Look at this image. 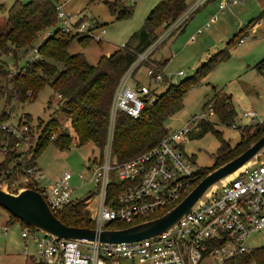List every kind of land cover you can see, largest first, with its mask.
Returning a JSON list of instances; mask_svg holds the SVG:
<instances>
[{
    "label": "built area",
    "instance_id": "built-area-1",
    "mask_svg": "<svg viewBox=\"0 0 264 264\" xmlns=\"http://www.w3.org/2000/svg\"><path fill=\"white\" fill-rule=\"evenodd\" d=\"M208 1L194 0L175 20L164 24L163 31L157 39L143 52L137 54L135 60L124 71L119 79L110 106L109 125L102 157L93 161L91 176L88 182L94 187V215L92 229L102 231L109 229L112 222L130 223L135 219L169 211L179 203L195 186L200 177V167L182 151L188 133L197 129L201 121H208L204 114L194 115L179 127L169 129L152 148L142 154L121 163L112 155L114 122L117 112L122 111L131 119L141 115L146 102L155 100L151 87L136 79L135 72L142 64L146 66V74L154 83L163 82L166 78L163 68L153 62L150 55L155 48L180 28L191 16ZM219 12L231 9L243 0H217ZM58 27L61 32H72L79 35H92L93 27L85 21L79 22L56 3ZM214 15L210 21L215 20ZM51 30L44 32V38ZM104 30H101L103 33ZM201 33V29L197 31ZM96 40V36H93ZM247 36L240 37L239 43ZM38 41V40H37ZM39 40L29 51L33 53L30 60L39 56ZM263 74H264V66ZM184 75L178 71L173 76ZM214 110L208 107V116ZM243 117L254 119L253 112H244ZM251 124H264L252 122ZM232 128H240L236 123ZM243 128V127H241ZM240 128V129H241ZM28 125L22 120L16 124L5 122L0 124V132H6L16 141L19 151L30 146L31 136ZM242 130V129H241ZM55 135L51 136L54 140ZM7 143L0 138V160L7 152ZM46 174L37 166L21 168V177L8 184L11 192L27 187L39 192L50 211L57 217L62 207L72 201L73 186L70 185L72 175L65 172L46 186L41 182ZM84 180V175L80 174ZM199 182V181H198ZM22 184L23 186H20ZM28 188V187H27ZM14 189V190H12ZM90 198V199H91ZM89 202V201H88ZM86 208L89 210V203ZM165 212V213H166ZM7 227H4V232ZM264 232V160L247 167L221 189H217L198 207L188 213L168 232L135 242L100 243L97 240L58 239L42 233L30 226L22 227V253L31 255L29 243H33L36 264H120V259L147 261L149 264H231L237 257L251 254L256 247L248 243L255 232ZM6 233V232H5ZM248 264H257L251 260Z\"/></svg>",
    "mask_w": 264,
    "mask_h": 264
},
{
    "label": "trees",
    "instance_id": "trees-1",
    "mask_svg": "<svg viewBox=\"0 0 264 264\" xmlns=\"http://www.w3.org/2000/svg\"><path fill=\"white\" fill-rule=\"evenodd\" d=\"M57 2L58 0H14L9 6L6 26L4 31H0V55L12 54L16 58L17 50H30L42 33L46 30L52 32L38 46L39 56L26 61L13 74L0 61V99H4L5 105L12 100L16 103H24L34 99L45 85H49L53 91V97L48 101L47 106L49 107L53 103L52 100H55L57 105L55 112L58 111L65 116L73 133L70 134L61 129L55 116L37 128L29 124L28 118L25 123L28 125V133L31 136L30 146L22 152L19 151L20 147L16 146L17 141L12 136L6 132H0V138H4L7 143V152L3 160H0V183L4 181L10 185L20 179L22 167L36 166V158L46 143L52 140L53 134L55 138L52 142L58 149H68L74 139L78 146L93 143L99 151L98 159H100L107 138L111 101L120 77L135 60L137 54L146 50L157 39L159 33L156 29L163 23L168 24L175 20L187 9L192 0H160L148 13L145 27L139 32V41L136 46L126 43L109 55H100L94 65L86 60L83 53L68 52L74 39L81 46L86 47L91 36L61 32L57 25ZM106 4L110 13L117 19L129 17L132 13V8L126 6L122 0L107 1ZM263 14L264 10L258 17L250 20L245 27L239 29L228 44L239 41L245 31L257 23ZM81 21L79 19V22ZM223 54L225 52H217L202 63L191 76L179 83H172L164 78L163 82H169L168 87L161 94H155L156 98L153 102H146L138 118L131 119L124 112H117L111 152L118 163L142 154L167 134L170 128L165 122L178 109L187 89L198 83L218 61H221ZM166 62L167 60L157 62V65L162 69ZM262 66H264V56L254 65L259 70ZM151 92L154 93L153 90ZM204 106L213 108L220 124L230 126L233 123L235 111L229 94L214 89L213 95ZM3 115L4 113L1 112L0 120ZM252 126H254L252 130H247L244 126L240 140L231 146L210 121L205 120L199 123L193 137L202 136L211 131L218 138L219 147L214 156L213 165L200 167L198 181L214 168L245 151L264 135V124ZM35 133H38L37 137H34ZM191 133H188V137ZM189 157L194 161L192 156ZM95 160L94 158L93 161ZM20 186L23 185L20 184ZM26 186L32 187L30 183ZM92 193L84 198H74L65 204L57 214V218L67 226L93 227L89 210L86 208ZM6 212L9 216V224L18 220L22 227L28 226L8 211ZM165 212L166 210L150 214L130 223L112 222L107 228H126L158 218ZM251 260H255L257 264H264V246L256 247L249 255L237 257L231 264H248Z\"/></svg>",
    "mask_w": 264,
    "mask_h": 264
},
{
    "label": "rangeland",
    "instance_id": "rangeland-1",
    "mask_svg": "<svg viewBox=\"0 0 264 264\" xmlns=\"http://www.w3.org/2000/svg\"><path fill=\"white\" fill-rule=\"evenodd\" d=\"M107 1L114 0H58L66 13L79 17L92 26V35L100 39L96 40L91 36L86 47L81 46L74 39L68 49L71 54L83 53L86 60L93 65L97 63L100 55H107V52L110 54L126 43L133 47L136 46L139 41V32L145 27L148 13L160 0H122L126 6L132 8L131 15L122 19H117L114 14L110 13ZM13 2L14 0H0V31H4L7 10ZM206 4L207 2L180 28L161 42L150 58L155 63L167 60L163 68L164 74L169 79L172 76L169 82L179 83L184 78L191 76L202 63H205L214 54L225 52L221 61H218L198 83L187 89L178 109L165 123L168 128L175 129L192 116L204 114L212 126L219 131L221 137L233 146L240 140L241 131L244 129L241 127L246 126L247 130H252L254 129L252 122H264L263 68L259 70L254 67L264 56V14L257 27L247 29V38L243 42L238 43L236 40L228 44V41L250 20L260 15L264 10V0H243L242 3L232 6L231 9L219 13L217 2L210 1L207 6H205ZM214 15H216L215 20L210 21L209 26L205 27V24ZM163 27L164 23L156 29V32L161 34ZM200 29L201 33L198 34L197 31ZM101 30L104 32L101 33ZM42 39H44V33L39 36L38 41ZM32 56L33 53L29 50L19 49L16 51V58L12 54H3L0 55V61L13 74ZM146 66H152V63L147 62ZM146 66L140 65L134 77L141 83L150 86L153 92L159 95L168 87L169 82H152L146 74ZM178 71H183L184 75L173 76ZM214 89L221 90L231 96L235 111L233 122L242 130L220 124L215 114L208 116V107H205L204 104L213 95ZM52 97L51 87L45 85L31 101L16 103L12 100L8 105H5L4 99H0V114L4 113L0 123L8 121L16 124L20 119L25 122L29 118V124L37 128L55 116L59 121V127L72 134L69 121L62 113L55 112L57 107L55 100H52L53 103L49 107L47 106ZM244 112H253L254 119L243 117ZM197 129L191 131V136L187 137L181 148L187 155L194 158L197 166L210 167L214 163L219 140L211 131L202 136L193 137V133ZM36 134L38 133H35L34 137H37ZM35 141L36 139L33 144ZM98 157L99 151L93 143L78 146L74 139L68 149L60 150L51 140L46 143L35 162L37 168L42 169L46 174V178L41 180V183L46 186L58 175L65 172L70 173L72 175L70 185L74 188L72 197L80 199L94 191L93 184L88 182L91 176V168L88 165H92L94 158L98 161ZM262 160H264V150L257 155L255 162ZM80 174L84 175V180L80 179ZM92 198L88 202L91 217L94 215L95 208ZM8 221V213L0 207V264H33L36 259L33 255V243L30 242L28 245L31 255L25 256L22 253V224L18 220L11 224ZM6 225L7 232L5 231L6 234H4L3 228ZM248 243L254 247L264 246V232L253 233L249 237ZM120 264L149 263L147 261L139 263L137 260L122 258Z\"/></svg>",
    "mask_w": 264,
    "mask_h": 264
},
{
    "label": "water",
    "instance_id": "water-1",
    "mask_svg": "<svg viewBox=\"0 0 264 264\" xmlns=\"http://www.w3.org/2000/svg\"><path fill=\"white\" fill-rule=\"evenodd\" d=\"M264 150V135L245 151L207 173L188 194L162 216L122 229L96 231L92 228L67 226L48 208L42 195L30 188L21 187L16 192L0 184V207L25 224L54 240L82 239L100 243L135 242L168 232L193 209L200 206L213 191L221 189L235 176L253 165L257 155Z\"/></svg>",
    "mask_w": 264,
    "mask_h": 264
},
{
    "label": "crops",
    "instance_id": "crops-1",
    "mask_svg": "<svg viewBox=\"0 0 264 264\" xmlns=\"http://www.w3.org/2000/svg\"><path fill=\"white\" fill-rule=\"evenodd\" d=\"M217 2L218 3V1L217 0H213L212 2ZM208 3H210V2H208ZM207 3V4H208ZM207 4L205 5V6H207ZM196 13V12H195ZM194 13V14H195ZM192 17V16H191ZM261 20V19H260ZM260 20L257 22V23H255L254 25H252V26H250L251 28L250 29H252V28H254V27H257L259 24H260ZM247 34H248V30L247 31H245V33H244V35L245 36H247ZM238 43H239V41H238ZM107 55H109V52H107L106 53ZM231 97V96H230ZM232 101V100H231ZM181 146H182V144H181ZM182 151L184 152V153H186L183 149H182ZM187 154V153H186ZM5 227H7V225L5 226ZM4 231V230H3ZM7 232V231H6ZM4 234H6V233H4Z\"/></svg>",
    "mask_w": 264,
    "mask_h": 264
}]
</instances>
